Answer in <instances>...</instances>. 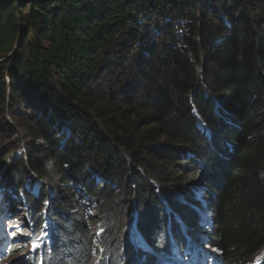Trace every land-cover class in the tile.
<instances>
[{"label": "trees", "instance_id": "trees-1", "mask_svg": "<svg viewBox=\"0 0 264 264\" xmlns=\"http://www.w3.org/2000/svg\"><path fill=\"white\" fill-rule=\"evenodd\" d=\"M7 114L39 264H153L177 227L223 264L264 252V0H0Z\"/></svg>", "mask_w": 264, "mask_h": 264}, {"label": "rangeland", "instance_id": "rangeland-1", "mask_svg": "<svg viewBox=\"0 0 264 264\" xmlns=\"http://www.w3.org/2000/svg\"><path fill=\"white\" fill-rule=\"evenodd\" d=\"M202 67H198V70L200 71V73L203 75L204 71H203V65H205L206 63V58L203 56L202 60ZM24 110V109H23ZM26 113H29L27 109H25V111H23L22 115L23 117H27ZM7 121L10 123L11 127H7L6 131L3 130V128L0 127V157H4L5 154L7 153V158L5 159V161H3L1 164H4L2 166V168L0 169V240H3L2 238H4L3 235V231H2V226L5 223H2L4 221H6L8 219V222L11 224V227L9 229V233H11L12 236H17L16 239H10L11 241L15 242L14 243V247L12 248V251H9V245H6L7 250L12 253H5V256L1 255V253H3V250L0 251V264H39L38 261H36V256L37 253L41 250V242H42V235H45L44 233H46L48 231V229L51 226V217L49 212H45L44 214V219H46V223H45V227L43 229V232L40 233V235L38 237H36V235L34 234L33 230L34 228H32V224L30 223V221L28 219H26L25 217L28 216L29 219L31 220V216L29 214V210H28V205L26 203H24L22 197L19 199H13L14 195H11L10 189H17V188H12L10 185H5L4 187H2L3 182H4V171H6L5 169L8 167H10L11 163L13 162V160H15L17 157L20 156V153H23V148L26 146V143H28L31 139V136H23V133H25L23 128H20L19 125L22 123H19V125L12 123V120L10 119V116L7 114ZM24 121V119L22 120ZM25 122V121H24ZM1 123V121H0ZM21 143L20 148H15L13 149L14 152H9L11 147H14L16 144ZM38 142H40L39 140H37ZM148 178V177H147ZM148 182H152V183H157L154 180L150 181L149 179H147ZM58 184V183H56ZM153 186V184H152ZM14 194L16 196L17 192L13 191ZM134 196V194H133ZM6 200V201H5ZM11 200L13 202H15V205H12V208H14L17 212V216L18 218L13 219L12 216H8V201L11 202ZM131 208H130V212H128V215L125 217V221H126V226L127 228H130V235L131 237H133L134 241H137L140 239L137 236H134V234L137 232L136 227H134V223H135V219L133 218L132 214L133 211L135 210L134 205L131 203ZM31 212V211H30ZM16 216V217H17ZM50 219V222H48V220ZM8 229V228H7ZM5 230V229H4ZM10 238V237H7ZM143 240L141 239L140 242ZM186 242V240L184 241V243ZM1 243L4 244L3 241H0V245ZM139 243V242H138ZM193 245L190 244V247H192ZM15 248V250H14ZM182 249H184V247H181ZM202 249L204 251L210 250L212 253H215L213 249H210L207 246H203ZM15 251V252H14ZM179 252V251H178ZM262 257H264V252L261 253V255H258L255 259V261H253L252 263H248V264H260ZM167 258L166 255H164V259ZM166 262V261H165ZM171 264H176L175 262H172Z\"/></svg>", "mask_w": 264, "mask_h": 264}, {"label": "bare ground", "instance_id": "bare-ground-1", "mask_svg": "<svg viewBox=\"0 0 264 264\" xmlns=\"http://www.w3.org/2000/svg\"><path fill=\"white\" fill-rule=\"evenodd\" d=\"M2 223H5L2 226V228H3L2 231H3L4 238H2L3 240H0V241H3L6 245H9V249L8 250L12 251L13 250L12 248L14 247V243H15L13 241H14V239H16L17 236H12L11 233L8 232L10 227H11V224L8 222V219L6 221L2 222ZM7 237H10V238H7ZM10 239H13V241H11ZM6 242H8V243H6ZM134 242H136V244H138L137 241H134ZM190 243H192V245H193L192 247H196L197 250L199 248L202 249V247L205 245V246L209 247L210 249H213L215 253L213 254L210 250H207V251L200 250V251H198L199 253L198 252L197 253L193 252L190 255L189 258L188 257L185 258V259H187L185 264H194L193 262H196L195 259H197L198 262H201V264H220L219 261H220V257L221 256L218 257V251L214 248V246L212 244H210V242H209V240H208V238L206 236H203L201 234H196L194 240L193 241L191 240ZM5 244L1 243V245H0V251L3 250V253H1V255H3V256H5V253L6 254L10 253L7 250V247L5 246ZM143 244H144V242H143ZM200 253L206 254V257H201L200 258V256H201ZM10 254H12V253H10ZM1 255H0V257H1ZM195 256H196V258H195ZM171 258L172 257H167V258L164 259V255H163V256H161V261L160 262H163L164 264H171L172 262H175V263L177 262L176 260H171ZM180 259H183V258H180ZM205 260H207L208 262H204Z\"/></svg>", "mask_w": 264, "mask_h": 264}, {"label": "water", "instance_id": "water-1", "mask_svg": "<svg viewBox=\"0 0 264 264\" xmlns=\"http://www.w3.org/2000/svg\"><path fill=\"white\" fill-rule=\"evenodd\" d=\"M27 1H33V0H27ZM204 66V65H203Z\"/></svg>", "mask_w": 264, "mask_h": 264}]
</instances>
